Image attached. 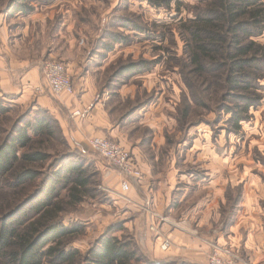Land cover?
Wrapping results in <instances>:
<instances>
[{"label": "rangeland", "instance_id": "374dc122", "mask_svg": "<svg viewBox=\"0 0 264 264\" xmlns=\"http://www.w3.org/2000/svg\"><path fill=\"white\" fill-rule=\"evenodd\" d=\"M202 2L171 0L170 6L154 8L144 0H57L36 7L48 34L39 47L46 55L36 56L39 45L32 51L41 82L30 83L23 102L0 94L9 108L0 117V142L20 118L49 121L53 135L35 139L49 159L39 166L41 178L28 194L73 160L83 165L87 195L73 205L63 186L56 199L65 225L83 229L71 240L83 254L117 226L122 229L111 235L131 243L146 264H209L214 250L241 252L250 231L264 234V76L255 88L240 90L227 89L219 79L221 64L211 68V78L194 77L179 27L194 18ZM0 18L12 30L25 25L2 1ZM255 40L264 44V33ZM47 61L66 67L72 95L57 96L47 87L38 94L37 88L46 86ZM130 66L138 68L124 72ZM42 97L47 105H41ZM76 102H87L86 117H73ZM96 137L130 151L141 176L127 178L98 154L90 145ZM182 238L191 240V254ZM201 249L208 254L197 261L193 253Z\"/></svg>", "mask_w": 264, "mask_h": 264}, {"label": "trees", "instance_id": "16d2710c", "mask_svg": "<svg viewBox=\"0 0 264 264\" xmlns=\"http://www.w3.org/2000/svg\"><path fill=\"white\" fill-rule=\"evenodd\" d=\"M0 1L7 3L11 14L29 16L36 7L57 0ZM144 1L154 8L171 5V0ZM202 4L194 18L179 27L194 77L211 78V68L221 64L219 79L227 89L255 88L264 76V44L255 40L264 33V0H203ZM8 112L0 98V117ZM22 119L0 142V264H146L131 243L111 235L121 230L120 226L98 239L86 254L71 245L83 229L65 225L60 216L64 210L56 199L60 188L66 186L73 205L81 202L89 192L87 172L73 160L48 175L40 189L28 194L27 189L41 178L39 166L49 159L41 149L44 144L35 139L43 141L53 131L46 118ZM3 133L0 126V136ZM30 210L33 215L27 217ZM33 216L37 217L31 221Z\"/></svg>", "mask_w": 264, "mask_h": 264}, {"label": "crops", "instance_id": "0c3cea01", "mask_svg": "<svg viewBox=\"0 0 264 264\" xmlns=\"http://www.w3.org/2000/svg\"><path fill=\"white\" fill-rule=\"evenodd\" d=\"M17 21H23L25 25L20 26L16 30L10 29V27L6 26V20L0 18V94L4 96H15L19 99V101H25L28 99L29 86L36 87L41 82V72L37 68L38 61L40 55H44L46 51L41 48L40 45L47 44V30H45V26L42 23L46 18L40 13H34L29 15L28 17H23L19 15H15ZM23 17V18H21ZM38 46L36 48V52L33 49V46ZM29 48H32L30 51ZM32 51L36 53V56L33 58ZM22 52V53H21ZM21 53V54H20ZM46 55V54H45ZM95 90L92 88H88L87 93L89 95L94 94ZM63 96L69 97V94H64ZM74 96V95H73ZM14 97V98H15ZM12 99H8V101H12ZM87 101L88 98L86 97ZM41 105H47L48 101L46 98H41ZM87 102L84 104L77 103L74 105L75 111L84 110V106H86ZM89 117L84 118L86 121ZM77 119V118H76ZM80 119V118H79ZM78 119V120H79ZM90 120V119H89ZM92 122L94 124V130L96 129V108L94 109V114L92 115ZM174 232V236H179ZM234 242L238 246L239 235L236 234L234 237ZM182 240L188 245L189 254L192 253L191 248V240L187 241L185 238ZM221 239L220 242L223 243ZM241 252L243 256L247 259L249 258L255 264H264V234L259 231L253 230L248 233L246 236V240L244 243L240 245ZM236 250V249H235ZM238 250V249H237ZM236 250V251H237ZM239 251V250H238ZM237 251V252H238ZM201 252V254H198ZM206 254L207 250L201 249L195 251L193 253V258L197 261H201L204 259V254ZM241 252H238L241 254ZM208 254V253H207ZM206 254V255H207ZM200 263V262H198Z\"/></svg>", "mask_w": 264, "mask_h": 264}, {"label": "built area", "instance_id": "2783aa9c", "mask_svg": "<svg viewBox=\"0 0 264 264\" xmlns=\"http://www.w3.org/2000/svg\"><path fill=\"white\" fill-rule=\"evenodd\" d=\"M44 79L46 86L40 85L37 88L38 94H42L47 87L53 94L60 96L62 94L72 95L74 86L72 79L61 62L47 61L43 65ZM87 111H74L73 117H86ZM91 147L102 157L113 163L127 178H139L141 172L134 161L131 152L123 148L120 144L113 141L96 137L90 142ZM125 191L130 189L128 181L123 183ZM169 247L168 242H164L161 248L166 251ZM209 264H251L243 260L241 255L234 248H218L208 257Z\"/></svg>", "mask_w": 264, "mask_h": 264}]
</instances>
